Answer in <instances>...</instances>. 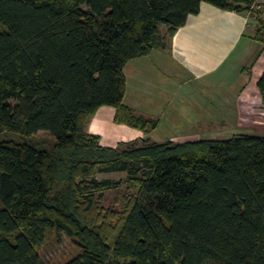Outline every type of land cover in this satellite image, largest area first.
Instances as JSON below:
<instances>
[{
  "label": "trees",
  "instance_id": "trees-1",
  "mask_svg": "<svg viewBox=\"0 0 264 264\" xmlns=\"http://www.w3.org/2000/svg\"><path fill=\"white\" fill-rule=\"evenodd\" d=\"M203 1L252 12V0H0V134L52 141L0 139V264H44L49 231L77 245L64 264H264V135L106 146L85 131L101 105L142 133L157 126L123 102V67ZM256 88L264 103V68ZM123 182V209L102 214Z\"/></svg>",
  "mask_w": 264,
  "mask_h": 264
},
{
  "label": "crops",
  "instance_id": "crops-1",
  "mask_svg": "<svg viewBox=\"0 0 264 264\" xmlns=\"http://www.w3.org/2000/svg\"><path fill=\"white\" fill-rule=\"evenodd\" d=\"M256 11L261 15L260 10ZM255 31L256 24L250 11L223 10L201 2L198 13L189 15L173 35H167L161 47L152 49L147 55L128 60L123 67L126 80L123 102L145 117H158L157 112L160 113L156 118L157 126L142 133L127 124L114 122V108L101 105L88 117L85 131L98 134L100 144L106 146L144 137L156 141L151 133L159 126H163L165 132H174L164 136V140L175 141H181L179 138L219 139L245 133L237 129H230L226 133L225 129L227 125H237L238 122L243 124L244 119H250L252 123L258 121L259 113L247 110L250 90L246 87L252 80L258 92L256 80L264 68V42L254 39ZM226 33L230 34L228 40L225 39ZM237 45H240L238 63L232 66L226 59ZM219 68L223 71L226 68L233 72L235 70L240 80L235 87L223 93L205 77V74L216 72ZM223 88L229 87L226 85ZM146 97L149 99L146 100ZM196 102L200 103L198 113L191 110ZM140 107H144V110ZM213 109L220 111L214 112ZM194 112L196 115L193 118L203 124L201 129L194 132V128L189 127L188 132L183 131L176 138L177 120L184 117L191 119L190 115ZM211 124L213 129H210ZM247 133L264 135L256 131Z\"/></svg>",
  "mask_w": 264,
  "mask_h": 264
},
{
  "label": "rangeland",
  "instance_id": "rangeland-1",
  "mask_svg": "<svg viewBox=\"0 0 264 264\" xmlns=\"http://www.w3.org/2000/svg\"><path fill=\"white\" fill-rule=\"evenodd\" d=\"M261 19L263 20L264 23V9L261 10ZM264 25V24H263ZM225 39L228 40L230 34L226 33L225 34ZM240 45H237L236 48L233 49L231 52L230 56L226 59V61L232 63V66L236 65L238 62L237 55H238V50L240 49ZM227 67H231L228 65ZM205 77H207L210 81V83L216 87V89H220V92L223 93L226 90H231L233 87H235L240 81L236 75V72L234 70H231L230 68H226L225 71L223 69H218L216 72H209L208 74H205ZM206 78V79H207ZM228 86L229 88H223L224 86ZM195 87H198V85H192ZM247 89L250 90V95H249V102H248V109L250 112H257V119L258 121L256 123H252L250 119H244L242 122L243 124H238L237 125H227L226 126V133L230 131V129H236L238 132H249V131H256L258 133L264 134V103L260 101L259 92L256 91L255 86H253L252 80L249 81L248 85H246ZM191 89V88H189ZM220 93V94H221ZM258 95V96H257ZM206 96H204V100ZM146 100L149 98L146 97ZM197 99V97H196ZM250 103V104H249ZM198 104L200 103H194V108L191 109L192 112L195 111L198 113ZM165 105V104H164ZM139 107V106H138ZM140 109L144 110V107H140ZM212 111L217 112L220 111L219 109H213ZM164 113H166V110H163ZM191 112V111H190ZM193 113L189 118H181L178 119L175 125V130L176 134H178L177 137L181 136L180 133L185 131L184 133L189 131V127L194 128V132L197 131L198 129H201L202 123L196 121L194 115L196 113ZM158 117L160 116V113L158 114ZM256 117L255 115H253ZM155 116L154 118H158ZM213 121V120H212ZM215 122V121H213ZM248 122V123H246ZM211 124L210 129H213L214 127ZM206 127V125H205ZM241 129V130H240ZM236 130V131H237ZM174 133V132H173ZM173 133H168L165 132V128L163 126H159L156 128L155 131H153L151 136L153 139L156 141H161L162 139L164 140V136L166 137L168 134H173ZM219 135V134H218ZM227 134H221L220 136H224ZM172 135L171 137H173ZM3 137H7L16 141H23V140H28L31 139L34 143L37 145H49L51 143V137L44 131H38L35 134H33L31 137H26V136H21L19 134H15L12 132H5L0 134V139ZM216 137V136H215ZM162 140V141H163ZM178 140H183V138H179ZM96 178L97 179H103V178H111V179H118L122 178L123 174L117 173V172H107V173H96ZM133 189L129 187V185L126 182H123L122 184H119L117 186H113L111 188L106 189L103 194V198L101 202H99V209L102 214H105L107 212H116L118 213L123 209V198L125 199L129 194H131ZM77 245L75 244L74 240H72L70 237L66 236L65 234L61 233L59 235H56L53 231H49L46 234L45 240L39 249V254L41 256V259L43 260L44 264H64V262L74 255L77 252Z\"/></svg>",
  "mask_w": 264,
  "mask_h": 264
},
{
  "label": "built area",
  "instance_id": "built-area-1",
  "mask_svg": "<svg viewBox=\"0 0 264 264\" xmlns=\"http://www.w3.org/2000/svg\"><path fill=\"white\" fill-rule=\"evenodd\" d=\"M250 10H252V12H250L251 16L253 15L254 10H262L264 9V0H252V3L249 7Z\"/></svg>",
  "mask_w": 264,
  "mask_h": 264
}]
</instances>
